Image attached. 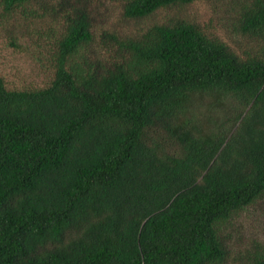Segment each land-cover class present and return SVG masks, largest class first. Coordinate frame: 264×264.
<instances>
[{"label": "trees", "instance_id": "1", "mask_svg": "<svg viewBox=\"0 0 264 264\" xmlns=\"http://www.w3.org/2000/svg\"><path fill=\"white\" fill-rule=\"evenodd\" d=\"M110 1L138 20L203 0ZM58 7L50 84L0 76V264H225L222 225L264 196V58L184 20L96 37L85 1ZM241 15L264 36V0Z\"/></svg>", "mask_w": 264, "mask_h": 264}, {"label": "rangeland", "instance_id": "2", "mask_svg": "<svg viewBox=\"0 0 264 264\" xmlns=\"http://www.w3.org/2000/svg\"><path fill=\"white\" fill-rule=\"evenodd\" d=\"M79 1L89 5L96 37L103 31L137 37L153 25L184 20L240 57L264 58V36H250L241 30V12L248 0H203L160 9L138 20L124 18L118 2ZM60 2L30 0L12 13L0 5V76L7 88L39 89L50 84L55 43L63 31ZM220 237L228 252L225 264H244L248 254L264 246V196L223 224Z\"/></svg>", "mask_w": 264, "mask_h": 264}]
</instances>
